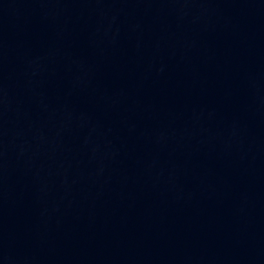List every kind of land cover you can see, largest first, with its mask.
Returning a JSON list of instances; mask_svg holds the SVG:
<instances>
[{"label": "water", "instance_id": "water-1", "mask_svg": "<svg viewBox=\"0 0 264 264\" xmlns=\"http://www.w3.org/2000/svg\"><path fill=\"white\" fill-rule=\"evenodd\" d=\"M0 264H264V0H0Z\"/></svg>", "mask_w": 264, "mask_h": 264}]
</instances>
